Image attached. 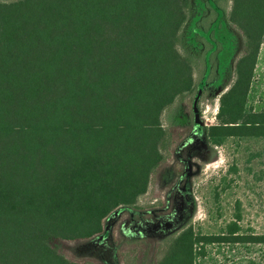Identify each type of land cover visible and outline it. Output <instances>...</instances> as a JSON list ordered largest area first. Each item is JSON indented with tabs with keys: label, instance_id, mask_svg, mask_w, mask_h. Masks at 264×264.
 I'll return each mask as SVG.
<instances>
[{
	"label": "trees",
	"instance_id": "1",
	"mask_svg": "<svg viewBox=\"0 0 264 264\" xmlns=\"http://www.w3.org/2000/svg\"><path fill=\"white\" fill-rule=\"evenodd\" d=\"M208 1L0 0V264H88L51 241L101 234L117 210L137 214L165 157L162 114L193 90L199 41L211 46L212 30H199L207 9L244 47L203 135L264 138V110L247 105L264 0H231L222 16ZM173 234L156 264H194L211 243L264 244L237 221Z\"/></svg>",
	"mask_w": 264,
	"mask_h": 264
},
{
	"label": "rangeland",
	"instance_id": "2",
	"mask_svg": "<svg viewBox=\"0 0 264 264\" xmlns=\"http://www.w3.org/2000/svg\"><path fill=\"white\" fill-rule=\"evenodd\" d=\"M208 2L221 16L231 6V0ZM191 19L193 25L196 16ZM214 19V11L207 9L198 27L211 29L213 40L208 39L211 46L200 40L201 51L191 53L193 90L180 95L162 114L168 136L165 157L137 201V214L113 212L104 220L103 232L90 238L53 239L52 246L68 259L156 264L173 233L189 224L196 232L216 234L237 221L243 232L264 233V138L229 137L214 145L203 135L206 126L217 123L219 96L231 84L234 60L244 47L238 30L239 44L231 47L222 21L217 25ZM181 51L191 52L183 47ZM254 76L247 105L264 110V36ZM194 264H264V244H207Z\"/></svg>",
	"mask_w": 264,
	"mask_h": 264
},
{
	"label": "built area",
	"instance_id": "3",
	"mask_svg": "<svg viewBox=\"0 0 264 264\" xmlns=\"http://www.w3.org/2000/svg\"><path fill=\"white\" fill-rule=\"evenodd\" d=\"M261 44H262V43H261ZM253 78H255V76H254Z\"/></svg>",
	"mask_w": 264,
	"mask_h": 264
}]
</instances>
